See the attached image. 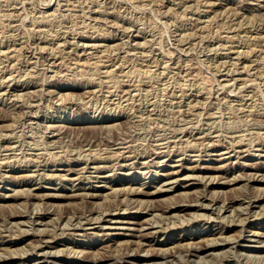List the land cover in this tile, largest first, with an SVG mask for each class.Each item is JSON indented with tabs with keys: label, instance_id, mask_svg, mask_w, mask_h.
Segmentation results:
<instances>
[{
	"label": "rangeland",
	"instance_id": "obj_1",
	"mask_svg": "<svg viewBox=\"0 0 264 264\" xmlns=\"http://www.w3.org/2000/svg\"><path fill=\"white\" fill-rule=\"evenodd\" d=\"M263 6L264 0H0V114L7 115L0 120V258L5 259L0 264H78L79 258L108 253V248L122 253L131 241H140L132 235L140 224H147L141 231L149 235L132 252L144 254L149 242L155 248L173 246L175 254L165 264H186V245L175 246L184 235L181 242L188 243L221 228L233 241L216 239L235 247L237 257L232 252L225 258L203 255L204 262L189 257L194 264L264 262V237L253 234L264 233V180L246 179L254 173L264 176ZM80 167L85 168L80 180L75 179L78 173L66 170ZM235 173L241 178L234 180ZM18 178L24 182L16 183ZM140 183L143 191L160 190L126 196L129 186ZM82 184L91 186L78 189ZM202 192L205 198L198 202H208L207 208L189 210L193 215L178 209L175 215L162 213L165 203ZM238 193L258 201L240 207L229 201ZM237 205L240 212L233 208ZM41 210L49 217L35 224L16 225L9 217L11 212L32 216ZM103 211L112 217L103 229L96 228L95 219L85 221ZM61 214H78L82 225L73 227V220L65 218L60 227ZM40 229L49 233L44 250L60 246L56 261L53 254L45 259L31 250L22 254L37 243ZM104 244L109 245L100 248ZM8 245L19 254L13 256ZM254 253L258 257L248 258Z\"/></svg>",
	"mask_w": 264,
	"mask_h": 264
},
{
	"label": "bare ground",
	"instance_id": "obj_2",
	"mask_svg": "<svg viewBox=\"0 0 264 264\" xmlns=\"http://www.w3.org/2000/svg\"><path fill=\"white\" fill-rule=\"evenodd\" d=\"M48 2V1H47ZM260 5V4H259ZM261 5H263V4H261ZM264 7V6H263ZM259 8V7H258ZM56 8H54V10H55ZM263 12V11H262ZM261 14H264V13H261ZM250 21H252L253 22V20H251L250 19ZM248 22H249V19H248ZM252 26V25H251ZM246 28V27H245ZM246 30V29H245ZM247 30H248V28H247ZM139 31V30H138ZM137 36V35H136ZM90 37V36H89ZM247 38V37H246ZM246 38H244V39H246ZM244 39H243V41H244ZM241 40V39H240ZM242 41V40H241ZM247 42V41H246ZM1 44V43H0ZM246 44V43H245ZM12 46V45H11ZM10 47V46H9ZM250 47V46H249ZM20 49V48H19ZM251 49V48H250ZM250 49H249V51H250ZM244 52V51H243ZM247 52H248V50H247ZM237 53H238V51H237ZM245 53V52H244ZM250 53V52H249ZM245 55V54H244ZM246 56H247V54H246ZM106 57V56H105ZM76 58V57H75ZM77 59V58H76ZM85 59V58H84ZM87 59V58H86ZM108 59V58H107ZM75 60V59H74ZM77 63V62H76ZM82 63H85V62H82ZM2 81V80H1ZM0 81V82H1ZM56 83H58V82H56ZM71 83V82H70ZM3 84V83H2ZM130 84V83H129ZM130 86V85H129ZM3 87V86H2ZM1 87V88H2ZM74 87V86H73ZM128 89H129V87H128ZM125 91V89H122V91ZM54 91V90H53ZM127 91H129V90H127ZM126 92V91H125ZM130 92V91H129ZM3 93V92H2ZM18 94V93H17ZM114 94V93H113ZM112 94V95H113ZM130 94V93H129ZM63 95V94H62ZM66 97V96H65ZM68 97V96H67ZM66 97V98H67ZM71 99V98H70ZM3 110V109H2ZM5 112V111H4ZM110 112V111H109ZM108 113V112H107ZM106 113V114H107ZM2 114H3V112H2ZM1 115V114H0ZM5 115H6V113H5ZM118 115V114H117ZM2 116V115H1ZM7 116V115H6ZM6 116H2L1 118H0V120H4V118L6 117ZM109 117V116H108ZM9 118V117H8ZM82 118V117H81ZM103 120V119H102ZM112 125V124H111ZM62 126V125H61ZM100 126H101V124H100ZM92 127V126H91ZM99 127V126H98ZM107 127V126H106ZM60 128V127H59ZM59 128H57V129H59ZM74 127H72V129H73ZM76 128V127H75ZM96 128H97V126H96ZM101 128V127H100ZM99 128V129H100ZM55 129V128H54ZM78 129H80V128H78ZM92 129H94L95 130V127L94 128H92ZM110 129V128H109ZM93 130V131H94ZM96 130H98V129H96ZM103 130H105V129H103ZM101 131V130H100ZM89 132V131H88ZM92 132V131H91ZM102 132H104V131H102ZM86 135H84V137H85ZM90 136V135H89ZM92 136H94V135H92ZM98 137V136H97ZM89 139H90V137H89ZM114 142V141H113ZM116 142H117V140H116ZM123 142V141H122ZM112 144V143H111ZM155 149V148H154ZM158 149V148H157ZM233 149V148H232ZM234 150V149H233ZM246 150V149H245ZM155 152H156V150H154ZM160 152V151H159ZM160 154V153H159ZM137 155V154H136ZM158 155V154H157ZM99 156V155H98ZM148 156H150V155H148ZM98 158V157H97ZM73 159V158H72ZM76 159H78L77 157H76ZM75 159V160H76ZM83 159V158H82ZM95 160H96V157L94 158ZM64 160V159H63ZM67 161V160H66ZM71 161V160H70ZM85 161V160H84ZM76 162V161H75ZM86 162V161H85ZM139 162V161H138ZM154 162V161H153ZM85 164V163H84ZM155 164V163H154ZM8 165H10L9 163H8ZM19 165V164H18ZM84 166V165H83ZM86 166H87V164H86ZM246 166V165H245ZM85 167V166H84ZM103 167V166H102ZM187 167V166H186ZM242 167V166H241ZM248 167V166H247ZM258 167V166H257ZM261 167V166H260ZM81 168V167H80ZM78 168V169H74V168H66V170L67 171H70V172H75L76 173V175H77V173H78V175H79V173L81 172V171H84V169L83 168ZM109 168V167H108ZM119 168V167H118ZM189 169H190V167H188ZM192 168V167H191ZM56 169V168H55ZM104 169H105V167H104ZM111 169V168H110ZM194 169V168H193ZM222 169V168H221ZM243 169V168H242ZM256 170H259V169H256ZM86 171V170H85ZM227 172V171H226ZM257 172V171H256ZM52 173V172H51ZM67 173V172H66ZM82 173V172H81ZM129 173V172H128ZM234 173V172H233ZM244 173H246V172H244ZM2 174V173H1ZM84 174V173H83ZM240 174V173H239ZM256 174L257 173H254L253 175H249V176H247V178L246 179H248V180H250V179H252V180H264V176L263 175H261V176H259V175H257L256 176ZM260 174V173H259ZM31 175H33V174H31ZM51 175V174H50ZM53 175H55V174H53ZM130 175V174H129ZM164 175H165V173H164ZM21 176V175H20ZM23 176V175H22ZM27 176H29L28 174H27ZM56 176V175H55ZM58 176H60V175H58ZM62 176V175H61ZM84 176V175H83ZM88 176V175H87ZM131 176V175H130ZM241 176L242 175H237L236 173H235V175H233V179L234 180H238V179H240L241 178ZM1 177H2V175H1ZM10 177V176H9ZM12 177H13V175H12ZM15 177V176H14ZM52 177V176H51ZM50 177V178H51ZM85 177V176H84ZM169 177V176H168ZM210 177V176H209ZM229 177V176H228ZM227 177V179H229ZM244 177V176H243ZM258 177H261V178H258ZM3 178V177H2ZM26 178V177H25ZM24 178V179H25ZM34 178H35V176H34ZM33 178V179H34ZM79 178H81V176L79 175V177H77L76 176V178L75 179H79ZM87 178V177H86ZM22 179V178H21ZM19 180V178H18V180L17 181H15L16 183H18V181L19 182H24V180ZM63 179V178H62ZM72 179H74V178H72ZM203 179V178H202ZM206 179V178H205ZM210 179H212V178H210ZM218 179V178H217ZM80 180V179H79ZM81 180H83V179H81ZM201 180V179H200ZM231 180V179H230ZM233 180V181H234ZM203 180H201L200 182H202ZM225 181V180H224ZM208 182V181H207ZM211 182V181H210ZM226 182H228V181H226ZM230 182V181H229ZM26 184V183H25ZM143 183H140L139 184V186L138 185H136V186H133V187H130L129 186V189H127V191H126V196H128V195H131V194H133L134 195V193L135 194H142V195H150V194H152V193H154V192H157L158 191V189L160 188H158V189H156L155 191H143V189L142 188H140V186L142 185ZM207 184V183H206ZM115 185V184H114ZM201 185V184H200ZM199 185V186H200ZM237 185V184H236ZM90 186L91 185H88L87 184V186L86 185H81V186H79V187H77L78 189H88V188H90ZM242 186V185H241ZM240 186V187H241ZM244 186V185H243ZM108 187H109V185H108ZM144 187V186H143ZM240 187H238V188H240ZM77 188H76V190H77ZM105 188V187H104ZM113 188H116V187H113ZM125 188V187H124ZM203 188V187H202ZM206 188V187H205ZM126 189V188H125ZM124 189V190H125ZM187 189V188H186ZM207 189V188H206ZM236 189V188H235ZM243 188L241 187V190H242ZM246 189V188H245ZM258 189V188H257ZM26 190V189H25ZM28 190H29V188H28ZM118 190H119V188H118ZM160 190V189H159ZM162 190V189H161ZM195 190H197V189H195ZM229 190H230V188H229ZM27 191V190H26ZM83 191V190H82ZM113 191V190H112ZM116 191V190H115ZM16 192V191H15ZM15 192H14V194H15ZM123 192V191H122ZM184 192V191H183ZM199 192V191H198ZM205 192V191H204ZM204 192H202V194H194V198L193 199H183V198H181L180 197V199H182L181 201L180 200H177V201H174V202H169V203H165V205H164V207L162 208V213H171L172 215H175L176 213H175V210L176 209H178V211L179 210H181V214H182V211H188V212H193V211H189V210H191V209H193V208H207V205H208V202H207V204H205V203H200V202H198V201H201L202 199H204L205 198V194H203ZM242 192V191H241ZM240 192V193H241ZM250 192V191H249ZM18 193L20 194V192L18 191ZM17 193V194H18ZM22 193V192H21ZM24 193H26V192H24ZM29 193V192H28ZM83 192H81V194H82ZM89 193V192H88ZM114 193V192H113ZM123 193H125V192H123ZM182 193V192H181ZM189 193V192H188ZM195 193V192H194ZM206 193V192H205ZM240 193H238V194H236V195H232L233 196V200H229L230 202L231 201H233V204H235L234 202H238L239 203V205H241L240 207H242V204H244L243 205V207L244 208H247L248 209V207L252 204V203H254V202H257L258 200L257 199H252L249 195H246L245 193L244 194H240ZM248 193V192H247ZM251 193V192H250ZM250 193H248V194H250ZM254 193H255V191H254ZM35 194V193H34ZM33 194V195H34ZM77 194V193H76ZM76 194H74L73 193V195L72 196H74V195H76ZM80 194V193H79ZM95 194V193H94ZM180 194V193H179ZM183 194V193H182ZM184 194H185V192H184ZM258 194H260L259 192H258ZM264 194V193H263ZM262 194V195H263ZM10 195V194H9ZM24 195V194H23ZM26 195V194H25ZM29 195H32V193L31 194H29ZM36 195V194H35ZM34 195V196H35ZM38 195H40V194H38ZM78 195V194H77ZM83 195V194H82ZM91 195V194H90ZM156 195V194H155ZM208 195V194H207ZM216 195V194H215ZM220 195V194H219ZM224 195H225V193H224ZM227 195V194H226ZM11 196V195H10ZM26 196H28V195H26ZM37 196V195H36ZM61 196V195H60ZM64 196V195H63ZM71 196V195H70ZM84 196V195H83ZM99 196V195H98ZM125 196V195H124ZM173 196V195H172ZM213 196V195H212ZM217 196V195H216ZM231 196V197H232ZM259 196V195H258ZM1 197V196H0ZM3 197H5V195H3ZM17 197H19V196H17ZM38 197V196H37ZM81 197V196H80ZM89 197V196H88ZM130 197V196H129ZM185 197V196H184ZM187 197V196H186ZM185 197V198H186ZM207 197H209V196H207ZM226 197V196H225ZM238 197V198H237ZM256 197V196H255ZM260 197V196H259ZM258 197V198H259ZM264 197V196H263ZM26 199H27V197H25ZM142 198V197H141ZM166 198V197H165ZM169 198L171 199V196L170 197H168L167 199V201H169ZM176 198V197H175ZM214 198H215V196H214ZM214 198H212L211 197V202L214 200L215 201V199ZM254 198V197H253ZM83 199V198H82ZM128 199H130V198H128ZM179 199V198H178ZM219 199H220V197H219ZM224 199V198H223ZM28 200V199H27ZM120 199H118V201H119ZM125 201H126V198L124 199ZM134 200H137V202L138 201H140V202H148V201H150L149 199H137V198H134ZM210 200V199H209ZM228 200V199H227ZM236 200H238V201H236ZM257 200V201H256ZM118 201H117V203H118ZM130 201V200H129ZM152 201V200H151ZM171 201V200H170ZM173 201V200H172ZM192 201H194V202H198V203H193ZM217 201V200H216ZM215 201V202H216ZM27 202V201H26ZM29 202V201H28ZM27 202V204H29ZM94 202V201H93ZM133 202V201H132ZM131 202V203H132ZM221 202V201H220ZM32 203V202H31ZM46 203V202H45ZM98 203V202H97ZM119 203H120V201H119ZM123 203H124V201H123ZM122 203V204H123ZM150 203V202H149ZM164 203V202H163ZM10 204V203H9ZM14 205H15V203H13ZM18 204H19V202H18ZM39 204V203H38ZM47 204V203H46ZM111 204V203H110ZM109 204V205H110ZM127 204V203H126ZM128 204H130V202L128 203ZM146 204V203H145ZM258 204H260V203H258ZM12 205V204H11ZM115 205H117V204H115ZM119 205H121V204H119ZM131 205H134V204H131ZM138 205V204H137ZM153 205V204H152ZM210 205V204H209ZM214 205H216V204H214ZM219 205V204H218ZM231 205V204H230ZM239 205H237V207H233V208H236V209H238V211L240 210H242L240 207H239ZM16 206V205H15ZM17 206H21L20 204L19 205H17ZM26 206V205H25ZM24 206V207H25ZM45 206V205H44ZM97 206V205H96ZM146 206H147V204H146ZM161 206V205H160ZM217 206V205H216ZM234 206V205H233ZM261 206H262V204H261ZM95 207V206H94ZM93 207V208H94ZM114 207H116V206H114ZM119 207V206H118ZM127 207V206H126ZM138 207V206H137ZM136 207V208H137ZM139 207H140V205H139ZM144 208H145V206H143ZM209 207V206H208ZM212 207V206H211ZM224 206L222 205V207H220V209L222 208V209H224L223 208ZM226 207V206H225ZM16 208V207H15ZM19 208V207H18ZM27 208H29V207H27ZM105 208V207H104ZM111 208V207H110ZM120 208V207H119ZM134 208V207H133ZM154 208V207H153ZM159 208V207H158ZM214 208H215V206H214ZM260 208V207H259ZM1 209V208H0ZM8 209V208H7ZM6 209V210H7ZM23 209V208H22ZM36 209V208H35ZM41 209V208H40ZM43 209V208H42ZM108 209H109V207H108ZM123 209H125V208H123ZM140 209V208H139ZM147 209V208H146ZM150 209H151V206H150ZM154 209H156V208H154ZM160 209V208H159ZM228 209V208H227ZM250 209V208H249ZM253 209V208H252ZM5 210V211H6ZM13 210H15V209H13ZM19 210V209H18ZM18 210H16V211H18ZM24 210V209H23ZM25 210H26V208H25ZM38 210H39V207H38ZM77 210V209H76ZM89 210V209H88ZM95 210H96V208H95ZM106 210V209H105ZM149 210V209H148ZM208 210V209H207ZM212 210V209H211ZM4 211V210H3ZM35 211V210H34ZM46 211V210H45ZM66 211V210H65ZM94 211V210H93ZM113 211V210H112ZM146 211V210H145ZM216 211H217V209H216ZM222 211V210H221ZM231 211H232V209H231ZM239 211V212H240ZM243 211H244V209H243ZM248 211V210H247ZM257 212H258V210H256ZM33 212V211H32ZM41 212H42V210H41ZM55 212V211H54ZM68 212V211H67ZM79 212H80V210H79ZM82 212V211H81ZM89 212V211H88ZM91 212H92V209H91ZM98 212V211H97ZM101 212V211H100ZM105 211H103L102 213H104ZM113 212H115V211H113ZM136 212V211H135ZM147 212V211H146ZM209 212V211H208ZM234 212H235V210H234ZM245 212H246V209H245ZM23 211H19V212H17V213H10V215H9V217L11 218V219H15V220H17V221H15L14 223L16 224V225H22V224H27L28 222H31V223H33L34 222V224L36 223V221H39V222H41V221H43V219H45V217H49V215H47L45 212H44V210H43V212L42 213H35L34 215L32 214V216L30 215V213L29 214H24L23 215ZM53 213V212H52ZM62 213V212H61ZM75 213V212H74ZM74 213L72 214V215H74ZM90 213V212H89ZM199 213H201V212H199ZM198 213V214H199ZM227 214H228V212H226ZM230 213V212H229ZM248 213V212H247ZM250 213V212H249ZM264 212H262V214H263ZM8 214V213H7ZM80 214V213H79ZM98 214V213H97ZM109 214H111V212L110 211H106L105 213H104V215H96V213H95V216H97L96 218H94V216L92 215V213H91V216L90 217H86L85 218V221H90V220H92V219H95L94 220V222L95 221H97V222H99L98 223V226H96V228H99L100 230L101 229H103L106 225H103L104 224V222H111V220H112V217L111 218H107L106 217V215H109ZM115 214V213H114ZM160 214V213H159ZM206 214V213H205ZM218 214V213H217ZM221 214V213H220ZM232 214V213H231ZM230 214V215H231ZM239 214V213H238ZM237 214V215H238ZM255 214V213H254ZM258 214V213H257ZM1 215V214H0ZM6 215V214H5ZM78 215V214H77ZM77 215L75 214V218H73V217H71V215H70V217H68V216H66V215H60L59 217H58V220H57V223L59 224V225H61L62 223H63V221H64V219L66 218L67 220H66V222L68 221V220H70V222H71V220H73V227L74 226H76L77 227V225L79 226L82 222H81V219L79 218V217H77ZM151 216H153V214H150ZM157 215V214H156ZM169 215V214H168ZM179 215L180 214H178L177 216L179 217ZM191 215H193V213L191 214ZM195 215H197V213H196V211H195ZM194 215V216H195ZM200 215V214H199ZM199 215H197V218H201L202 216H200V217H198ZM229 215V214H228ZM245 215V214H244ZM249 215V214H248ZM252 215H253V213H252ZM264 215V214H263ZM2 216H3V214H2ZM122 216V215H121ZM143 216V215H142ZM161 216H164V215H161ZM166 216V215H165ZM176 216V217H177ZM193 216V217H194ZM204 216V215H203ZM206 216H210L211 217V214H209V215H206ZM205 216V217H206ZM218 216V215H217ZM223 216V215H222ZM227 215L225 214V217H226ZM254 216V215H253ZM256 216V215H255ZM260 216V215H259ZM262 216V215H261ZM5 217V216H4ZM21 217H23L22 219H21V221L20 220H18V219H20ZM139 217V216H138ZM158 217V216H157ZM168 217V216H167ZM191 217V216H190ZM224 217V216H223ZM234 218H235V216H233ZM237 217V216H236ZM239 217V216H238ZM240 217H243V216H240ZM244 217H246V215L244 216ZM252 217V216H251ZM8 218V217H7ZM56 218V217H55ZM153 218H154V216H153ZM159 218H163V217H159ZM173 218V217H172ZM188 218H189V216H188ZM196 217L195 218H193L194 220L195 219H197ZM209 217H207V219H208ZM228 218H229V216H228ZM47 219V218H46ZM51 219V218H50ZM114 219V218H113ZM148 219H149V217H148ZM152 219V218H151ZM157 219V218H156ZM165 219H167V218H165ZM184 219H185V217H184ZM192 219V218H191ZM190 219V220H191ZM203 219V218H202ZM221 219V218H220ZM231 219V218H230ZM246 220H247V217L245 218ZM249 219V218H248ZM5 220H6V218H5ZM48 220H49V218H48ZM47 220V221H48ZM53 220V219H52ZM51 220V221H52ZM83 220V219H82ZM146 220V219H145ZM154 220V219H153ZM158 220H160V219H158ZM162 220V219H161ZM209 220V219H208ZM219 220V219H218ZM225 220V219H224ZM233 221H234V219H232ZM238 220V219H237ZM244 220V219H243ZM242 220V221H243ZM51 221H48V222H51ZM117 221V220H116ZM140 221H141V219H140ZM143 222H145L144 220H142ZM141 221V222H142ZM164 221V220H163ZM196 221V220H195ZM206 221V220H205ZM210 221V220H209ZM239 221V220H238ZM237 221V222H238ZM2 222H3V220H2ZM6 222H8V221H6ZM46 222V221H45ZM54 222H55V220H54ZM65 222V223H66ZM84 222V221H83ZM134 222V221H133ZM142 222V223H143ZM153 222V221H152ZM151 222V223H152ZM156 222V221H155ZM224 222V221H223ZM222 222V223H223ZM230 222H232V221H230ZM246 222V221H245ZM10 223H12V222H10ZM52 223H53V221H52ZM72 223V222H71ZM147 223H149L148 221H147ZM154 223V222H153ZM208 223V222H207ZM220 223V222H219ZM240 224H241V222H239ZM58 224H57V226H58ZM64 224V223H63ZM70 224V223H69ZM84 224V223H83ZM135 224H138L139 225V221H135ZM200 224V223H199ZM206 224V223H205ZM245 224V223H244ZM4 225V224H3ZM5 225H6V223H5ZM8 225H10V224H8ZM55 225V224H54ZM82 225V224H81ZM80 225V226H81ZM147 225V224H146ZM146 225H142V224H140V227L138 228H136V226H135V228L137 229V231H138V233L137 234H135L134 235V232L132 233V235L133 236H136V237H138V239H140V241H138L137 242V240H136V242H130V244H128L127 242H125V243H127L126 245V247L129 249V250H127V251H125L124 250V252H122V253H114L115 251H113L112 252V248H114V247H112V248H110V249H112V250H109V248H108V250H105V251H109L108 253H106V252H97L96 254L94 253V255H90V256H84V257H82V258H79V260H77L78 261V264H165V261H166V259H168L169 258V260H171L170 258H173V257H171V256H173L174 254H175V252H172L173 250V246L172 247H164V248H155L154 247V245L153 244H151L150 242L148 243V245H149V248H146V251H145V253L144 254H142V255H140V253H137V252H132V249H133V247L132 246H134V245H136L137 244V248H142V245L144 244H146V243H144L143 241H141V239H144V238H146L147 237V234L149 235V233H146V232H142L141 230L143 229V226H145V228H146ZM157 225V224H156ZM11 226V225H10ZM10 226H9V228H10ZM12 226H13V224H12ZM33 226V225H32ZM52 226V225H51ZM56 226V227H57ZM63 226H65V224L63 225ZM62 225L60 226V227H63ZM67 226V228H68V225H66ZM71 226V225H70ZM71 226V227H72ZM79 226V227H80ZM83 226H85V225H83ZM149 226V225H148ZM151 226V225H150ZM165 226V225H164ZM167 226H169V225H167ZM3 227H5L6 229H7V227L6 226H3ZM55 227V226H54ZM88 227V226H87ZM130 227V226H129ZM170 227V226H169ZM172 227H174V226H172ZM176 227V226H175ZM207 227V226H206ZM1 228V227H0ZM13 228V227H12ZM15 228V227H14ZM23 228V227H22ZM30 228H31V226H30ZM36 228V227H35ZM38 228V227H37ZM44 228V227H43ZM42 228V229H43ZM49 227H46V229H48ZM64 228V227H63ZM62 228V229H63ZM83 228V227H82ZM85 229H86V227H84ZM95 228V227H94ZM168 227H166L165 229H167ZM204 228V227H203ZM3 229V228H2ZM2 229H1V231H2ZM17 229H19V228H17ZM21 229V228H20ZM20 229H19V231H20ZM26 229V228H25ZM45 229V230H46ZM53 229V228H52ZM57 229V228H56ZM59 229V228H58ZM61 229V230H62ZM70 229H72L73 230V228H70ZM132 229H134V228H132ZM135 229V230H136ZM160 229H162L161 227H160ZM163 229H164V227H163ZM162 229V230H163ZM225 229V228H224ZM5 230V229H4ZM15 230V229H14ZM27 230V229H26ZM30 230V229H29ZM38 231H39V228L37 229ZM45 230H42L41 231V229H40V232H39V234L37 235L38 236V238H37V243L36 244H33V245H31L30 247H29V249L27 250V252L26 253H22L23 255H27V253L29 252V250H31V251H34V252H38V253H43L44 254V259L46 258V257H48L47 255L48 254H53L51 257H52V260H54V261H56V259H59V257L58 256H56V254L57 253H59L60 251V249H58L57 248V246H53V245H50L49 247H52V249L53 248H55V250L56 251H54V252H52L51 250H49V248H48V251L45 249H43L41 246H42V244H45V243H43V242H46V241H48V239H46L47 238V236L49 235V233H48V231L46 232ZM55 230V229H54ZM60 230V231H61ZM65 230V229H64ZM151 230V229H150ZM149 230V231H150ZM153 230V229H152ZM158 230H159V228H158ZM161 230V231H162ZM243 230V229H242ZM10 231V230H9ZM23 231H24V228H23ZM148 231V232H149ZM155 231V230H154ZM153 231V232H154ZM171 231V230H170ZM231 231V230H230ZM240 231V230H239ZM258 231V230H257ZM4 232V231H3ZM18 231H16V233H17ZM21 232H22V230H21ZM24 232H26V231H24ZM28 232V231H27ZM51 232V234H52V232L53 231H50ZM57 232V231H56ZM55 232V233H56ZM64 232V231H63ZM242 232V231H241ZM240 232V233H241ZM10 233V232H9ZM16 233H14V235L16 234ZM35 233H37V232H35ZM60 233V232H59ZM62 233V232H61ZM73 233H74V231H73ZM83 233V232H82ZM93 233V232H92ZM95 233V232H94ZM98 233V232H97ZM131 233V232H130ZM152 233V232H151ZM254 233H256V235H258L259 237L260 236H262V237H264V233H262V232H253V234ZM10 234H12V232L10 233ZM23 234H26V233H23ZM51 234H50V236H51ZM57 234V233H56ZM62 234H65V232L64 233H62ZM156 234V233H155ZM216 234H218L217 236H216ZM20 235V234H19ZM55 235V234H54ZM54 235H52L50 238H52ZM59 235V234H58ZM68 235H69V232H68ZM85 235V234H84ZM100 235V234H99ZM208 235H212L211 237H209ZM239 235V234H238ZM242 235V234H241ZM16 236V235H15ZM70 236V235H69ZM177 236V235H176ZM187 236L188 235H184L181 239H179V241L175 244V246L177 247V246H183V245H186V254H187V257H186V260H187V262H186V264H194L195 262H194V259H193V261H192V259H190L189 257H191V256H193V257H199L198 259H202L203 258V255L205 256H207V255H213V257H217V256H219V257H224V256H230V254H229V252H232V254H233V257H234V254H236V251H235V247L233 248V250L230 248V245H221L222 243H220L219 241L220 240H217L216 239V237L218 238V237H221L222 238V240H224L223 242H229V240H230V234H228V235H226L225 234V231L223 230V228H221V229H218L215 233H213L212 231L211 232H208V233H206V236L205 237H200V240L198 239H196L197 241H195V240H192V241H189L188 243H182L181 242V240H183V239H186L187 238ZM195 236H201V235H199V233H197ZM168 237V236H167ZM253 237V236H252ZM49 238V237H48ZM66 238V237H65ZM91 238V237H90ZM129 238V237H128ZM195 238V237H194ZM232 241H233V235H232ZM234 238H236V237H234ZM239 238H241V237H239ZM238 238V239H239ZM247 238V237H246ZM250 238V237H249ZM248 238V239H249ZM10 239V238H9ZM23 239V238H22ZM25 239V238H24ZM56 239V238H55ZM137 239V238H136ZM158 239V238H157ZM174 239V238H173ZM177 239V238H176ZM192 239V238H191ZM254 239H257V238H254ZM264 239V238H263ZM50 240V239H49ZM118 240V239H117ZM130 240H131V238H130ZM155 239H153V242H159V241H154ZM188 240V239H187ZM257 240H259V239H257ZM53 241V240H52ZM74 241V240H73ZM84 241V240H83ZM120 241V240H119ZM134 241V240H133ZM164 241V240H163ZM239 241V240H238ZM261 242H262V239L260 240ZM264 241V240H263ZM7 242H9V243H14V242H16V240H9V241H7ZM34 242V241H33ZM103 242V241H102ZM101 242V243H102ZM105 242V241H104ZM112 242V241H111ZM129 242V241H128ZM147 242V241H146ZM152 242V241H151ZM152 242V243H153ZM169 242H171V241H169ZM181 242V243H180ZM186 242V241H185ZM260 242V243H261ZM30 242H28V245H30L29 244ZM60 243V242H59ZM82 243V242H81ZM109 243V242H108ZM116 243H117V241H116ZM123 243H124V241H123ZM131 243H133L132 245H131ZM174 243V242H173ZM230 243H232V242H230ZM236 243V242H235ZM259 243V244H260ZM4 244V243H3ZM32 244V243H31ZM52 244V243H51ZM75 244L77 245H79V243H76L75 242ZM120 244V243H119ZM118 244V245H119ZM164 244H166V243H164ZM47 245H48V243H47ZM87 245V244H86ZM109 244H104V245H101L100 246V248H106L105 246H108ZM124 245V244H123ZM161 245V244H160ZM163 245V244H162ZM258 245V244H257ZM262 245V244H261ZM16 246H17V244H16ZM15 246V247H16ZM19 246V245H18ZM17 246V247H18ZM23 246H25V245H23ZM22 246V247H23ZM73 246V245H72ZM82 246H83V244H82ZM99 246V245H98ZM164 246V245H163ZM162 246V247H163ZM233 246V245H232ZM1 247V246H0ZM8 248H6L7 249V251H9V252H12L11 254H13V252L15 251V253H18L17 251H16V248L14 249V248H12V249H9V245L7 246ZM13 247V246H12ZM21 247V248H22ZM44 247V246H43ZM65 247H67L66 245H65ZM64 247V248H65ZM69 248H70V246H68ZM78 247V246H77ZM121 248H122V246H120ZM124 247V246H123ZM239 247V246H238ZM257 247V246H256ZM18 248H20V247H18ZM62 248V247H61ZM85 248V247H84ZM121 248H119V249H121ZM136 248V247H135ZM185 248V247H184ZM243 248V247H242ZM72 249H73V247H72ZM74 249H75V247H74ZM94 249H95V247H94ZM124 249V248H123ZM148 249L150 250V251H148ZM237 249V248H236ZM258 249V248H257ZM23 250V249H22ZM62 250V249H61ZM70 250V249H69ZM81 250V249H80ZM83 250V249H82ZM97 250V249H96ZM117 250V249H116ZM134 250V249H133ZM175 250V249H174ZM184 250V249H183ZM24 251V250H23ZM65 251V250H64ZM68 251V250H67ZM73 251V250H72ZM75 251V250H74ZM77 251H78V249H77ZM93 251V250H92ZM118 251V250H117ZM122 251V250H121ZM136 251V250H135ZM141 251V250H140ZM3 252V251H2ZM19 252H21V249H20V251ZM85 252V251H84ZM14 253V254H15ZM32 253V252H31ZM65 253H66V251H65ZM74 253V252H73ZM78 253V252H77ZM80 253V252H79ZM183 253H185V252H183ZM243 253V252H242ZM263 253V252H262ZM2 254V253H1ZM6 254V253H5ZM14 254H13V256H14ZM19 254V253H18ZM21 254V255H22ZM47 254V255H46ZM69 254V253H68ZM74 254H76V253H74ZM73 254V255H74ZM84 254V253H83ZM86 254V253H85ZM180 253H178L177 255H179ZM251 254L252 253H250V256H251ZM255 254V253H254ZM257 254V253H256ZM255 254V255H256ZM8 255V254H7ZM7 255H5V256H7ZM22 255V256H23ZM58 255V254H57ZM64 255H66L67 256V253L66 254H64ZM69 255H72V254H69ZM78 255V254H77ZM77 255H74V257H76ZM181 255H183L182 253H181ZM240 255V254H239ZM238 255V256H239ZM248 255V254H247ZM252 256V257H248V258H253V260H254V257H258V254H257V256ZM3 256V255H2ZM61 256V255H60ZM81 256V255H80ZM236 257H237V254L235 255ZM4 257V256H3ZM8 257V256H7ZM10 257H11V255H10ZM69 257V256H68ZM79 257V256H78ZM175 257V256H174ZM212 257V256H211ZM235 257V258H236ZM242 257H243V255H242ZM241 257V258H242ZM245 257V256H244ZM247 257V256H246ZM245 257V258H246ZM260 257H261V255H260ZM2 258V257H1ZM0 258V262H3V261H5V259H1ZM6 258V257H5ZM20 258V257H19ZM176 258V257H175ZM181 258H182V256H181ZM218 258V257H217ZM225 258V257H224ZM263 258H264V255H263ZM44 259H42V260H44ZM48 259V258H47ZM66 259V258H65ZM176 259H178V258H176ZM197 259V258H196ZM197 259V260H198ZM205 259H206V257H205ZM213 259V258H212ZM234 259V258H233ZM232 259V260H233ZM259 260H260V258H258ZM262 259V258H261ZM13 260V259H12ZM22 260V259H21ZM67 260V259H66ZM181 260H183V259H181ZM185 260V259H184ZM185 260V261H186ZM203 260V262H204V259H202ZM202 260H200V261H202ZM215 260H217V259H215ZM219 260V259H218ZM221 260V259H220ZM219 260V261H220ZM225 260H227V259H225ZM235 260V259H234ZM233 260V261H234ZM238 260V259H237ZM240 260V259H239ZM252 260V259H251ZM256 260V259H255ZM14 261V260H13ZM39 261V260H38ZM136 261H138V262H136ZM143 261H145V262H143ZM174 261H176V260H174ZM196 261V260H195ZM206 261V260H205ZM223 261V260H222ZM221 261V262H222ZM248 261H249V259H248ZM37 261H35V263H33V264H37L36 263ZM59 262V261H58ZM74 262V261H73ZM178 262H179V259H178ZM182 262V261H181ZM244 262H245V260H244ZM244 262H238V264H243ZM250 262V261H249ZM256 262H257V260H256ZM259 262H261V261H259ZM263 262V261H262ZM262 262H261V264H262ZM4 263V262H3ZM8 263V262H7ZM19 264H26V263H24L23 261H19L18 262ZM32 263V262H31ZM48 263V262H47ZM57 263V262H56ZM172 263H174V262H172ZM171 263V264H172ZM183 263H184V261H183ZM199 263V262H198ZM202 263V262H201ZM206 263V262H205ZM210 263V262H209ZM212 263H214V262H212ZM218 263V262H217ZM223 263V262H222ZM225 263V262H224ZM233 263V262H232ZM231 263V264H232ZM236 263H237V261H236ZM247 263V262H246ZM27 264H30V263H28L27 262ZM60 264V263H59ZM62 264V263H61ZM166 264H168V262L166 263ZM175 264V263H174ZM176 264H177V262H176ZM179 264H181V263H179ZM226 264V263H225ZM228 264V263H227ZM248 264H250V263H248ZM251 264H254V263H252L251 262ZM259 264V263H258ZM263 264H264V262H263Z\"/></svg>",
	"mask_w": 264,
	"mask_h": 264
}]
</instances>
